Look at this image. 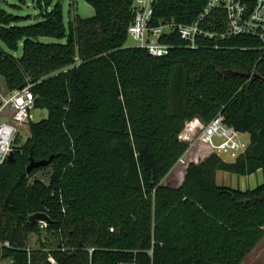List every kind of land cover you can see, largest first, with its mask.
<instances>
[{
    "label": "trees",
    "instance_id": "obj_1",
    "mask_svg": "<svg viewBox=\"0 0 264 264\" xmlns=\"http://www.w3.org/2000/svg\"><path fill=\"white\" fill-rule=\"evenodd\" d=\"M83 1L94 16L70 14L66 27L53 0H33L39 20L27 26L19 24L30 16L0 7V43L21 47L19 58L0 49V102L30 86L33 109L47 112L29 122L24 143L15 136L13 161L0 164V264H242L264 238V83L238 75L264 79L258 40L221 39L216 12L205 24L213 38L190 49L173 34L162 40L168 53L153 57L125 46L132 0ZM206 1L153 0L149 26L190 24ZM217 115L249 136L245 153L230 162L212 153L187 165L180 187L163 186L189 148L178 140L185 123ZM50 156L26 173L30 158ZM46 169V181L33 178ZM217 171H260L262 182L217 186ZM37 213L47 215L46 228L28 222ZM40 232L54 244L29 249Z\"/></svg>",
    "mask_w": 264,
    "mask_h": 264
},
{
    "label": "built area",
    "instance_id": "obj_2",
    "mask_svg": "<svg viewBox=\"0 0 264 264\" xmlns=\"http://www.w3.org/2000/svg\"><path fill=\"white\" fill-rule=\"evenodd\" d=\"M152 3L153 0H132L133 20L127 29V36L133 42V47L146 49L153 57L168 53V45L162 40L173 34L190 49L197 48L206 38H213L205 24L207 18L216 12L224 15V30L219 34L221 39L251 36L258 40L260 49L264 52V0H207L202 11L190 24L160 21L156 26H149L153 13ZM34 101L30 86L13 91L1 99L0 113L3 109H8L11 116L9 121H0V164L7 161L19 130L28 127L32 121ZM240 135L226 126L223 118L217 115L206 125L197 119L186 122L178 140L187 145H192V142L202 144L209 147L212 153L234 161L245 153L248 146ZM178 162L184 161L180 158ZM38 223L41 229L46 228L45 221L40 220ZM3 246L8 247L9 244L5 242ZM49 261L55 264L52 259Z\"/></svg>",
    "mask_w": 264,
    "mask_h": 264
},
{
    "label": "rangeland",
    "instance_id": "obj_3",
    "mask_svg": "<svg viewBox=\"0 0 264 264\" xmlns=\"http://www.w3.org/2000/svg\"><path fill=\"white\" fill-rule=\"evenodd\" d=\"M56 3H59L62 8V15H63V23L65 27L67 26L69 15L75 14L79 18L87 19L94 16L93 8L89 5H87L83 0H53L52 6H54ZM18 3L14 0H0V7L4 9L7 13L17 15L20 17H26L30 16L31 18L29 20H25L20 22V26H27L34 24L39 18H36L39 14L38 9L36 8L33 0H25V5H20V8H13V5H17ZM72 10V11H71ZM40 42L45 44H63L64 40H57L53 38H40ZM126 47H133L134 44L130 40V38L127 39ZM0 49L3 53L12 55L14 58H19L21 56V47L18 48L16 52H10L8 51L2 43H0ZM6 95V90L3 85V80L0 78V96ZM5 115L3 118L0 117V121H9V117L6 112H3ZM33 119L32 122H37L41 119L46 118L47 112L45 110H39V109H33L32 110ZM19 137V143L22 144L26 141L28 138V127H24L19 130L18 132ZM241 140L244 142L249 141V136L247 134H241L240 135ZM189 148L186 152V156H183V163H177L175 168L166 176L164 181H162L163 186H167L169 188H178L181 186L183 182V178L185 175L186 167L189 163V160H198L200 157H202V161L208 157L210 154H212V151L209 147L204 146L199 143L192 142V145H188ZM226 162H230L229 159L226 157L222 158ZM48 172L49 170H42L40 172H37L33 175V178L42 179L43 181H46L48 178ZM258 175L256 176L258 181H255V177H250L249 179L243 178L242 176H238L233 173H226L225 174V181L222 186L229 187L232 189H239L241 191H244L246 189H253L256 186L260 185L262 182V177L260 171H258ZM221 186V185H218ZM246 186V188H245ZM41 244H45L47 247H52L54 244V239L44 233L40 232V234H33L30 235L28 238V248L34 249L39 247ZM5 264V263H1Z\"/></svg>",
    "mask_w": 264,
    "mask_h": 264
},
{
    "label": "crops",
    "instance_id": "obj_4",
    "mask_svg": "<svg viewBox=\"0 0 264 264\" xmlns=\"http://www.w3.org/2000/svg\"><path fill=\"white\" fill-rule=\"evenodd\" d=\"M186 156V153L185 155ZM202 161V157H200L198 160H189V162L192 163H200ZM178 163V162H177ZM176 166V165H175ZM175 166L173 167V169L175 168ZM172 169V170H173ZM171 170V171H172ZM170 171V172H171ZM169 172V173H170ZM227 172H222V171H217L215 174V183L216 185H223L224 181H225V174ZM258 171L250 176H242L243 178H247L249 179L250 177H255V181H258V179H256L257 175H258ZM166 178V177H165ZM164 178V179H165ZM163 179V181H164ZM167 187V186H166ZM246 188V186H245ZM242 264H264V238L257 244V246L245 257V259L243 260Z\"/></svg>",
    "mask_w": 264,
    "mask_h": 264
},
{
    "label": "water",
    "instance_id": "obj_5",
    "mask_svg": "<svg viewBox=\"0 0 264 264\" xmlns=\"http://www.w3.org/2000/svg\"><path fill=\"white\" fill-rule=\"evenodd\" d=\"M237 74V73H236ZM241 77H244L246 79H258L261 80L264 83V79L260 78L258 75L255 74H238ZM53 156H50L47 160H41V161H35L32 158L29 160V164L26 167V173H29L32 169L40 168V167H46L50 164ZM14 159V154L11 152L7 158V162H12ZM43 220L45 222H49V219L46 214L37 213L33 214L28 218L29 223H36L37 221Z\"/></svg>",
    "mask_w": 264,
    "mask_h": 264
}]
</instances>
